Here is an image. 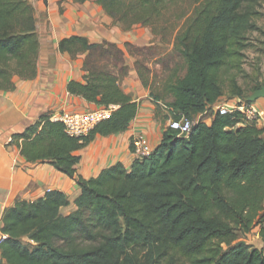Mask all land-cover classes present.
Returning <instances> with one entry per match:
<instances>
[{"label": "trees", "instance_id": "trees-1", "mask_svg": "<svg viewBox=\"0 0 264 264\" xmlns=\"http://www.w3.org/2000/svg\"><path fill=\"white\" fill-rule=\"evenodd\" d=\"M96 2L123 30L140 25L154 36L172 35L180 65L170 67L165 60L157 91L158 73L134 52L145 48L91 43L79 35L61 39V52L83 54V81L70 80L67 91L115 108L80 137L43 115L12 135L20 155L73 177L79 149L98 134L125 130L139 106L121 87L129 68L125 52L135 58L138 77L155 101L171 96L166 102L171 118L184 115L195 122L187 135L166 127L150 154L135 158L128 170L117 162L95 177L77 176L80 194L66 215L60 209L67 197L56 189L16 200L2 213L0 259L5 264H264V246L236 243L238 233L258 228L264 244V130L239 113L220 115L214 109L221 102H249L246 97L264 86V66L255 64L254 77L242 67L249 35L257 31L264 37L256 23L264 17V0ZM38 48L28 0H0V90L14 88V75L35 74ZM237 74L250 80L239 85ZM205 117H211L209 124Z\"/></svg>", "mask_w": 264, "mask_h": 264}, {"label": "crops", "instance_id": "crops-1", "mask_svg": "<svg viewBox=\"0 0 264 264\" xmlns=\"http://www.w3.org/2000/svg\"><path fill=\"white\" fill-rule=\"evenodd\" d=\"M28 2L33 8L39 41L35 74L28 79L14 75L11 78L14 88L0 90V226L3 210L16 200H34L52 189L66 195L68 205L60 212L65 215L70 213L75 208L74 200L80 194L75 180L77 176L84 179L95 177L102 169L117 162L128 170L135 159L130 146L133 137L143 134L150 149H153L171 119L170 108L166 105L171 98L155 101L142 85L132 56L125 52L129 68L121 87L133 101L139 103L136 115L127 128L106 136L98 134L79 149L73 177L61 173L46 161L27 162L20 155L19 146L11 141L13 134L21 132L43 115H50V119L55 121L52 116L62 111L82 113L100 108L67 91L70 80L83 81V54L71 57L67 52H61L59 41L79 35L85 36L91 43L106 40L123 47L125 42L143 45L149 38V33L145 35L144 26L136 25L130 30H123L96 0ZM253 104L264 113V98L256 99ZM204 121L209 124L211 117ZM257 126L264 130V121ZM0 264L5 263L0 259Z\"/></svg>", "mask_w": 264, "mask_h": 264}, {"label": "rangeland", "instance_id": "rangeland-1", "mask_svg": "<svg viewBox=\"0 0 264 264\" xmlns=\"http://www.w3.org/2000/svg\"><path fill=\"white\" fill-rule=\"evenodd\" d=\"M190 1L192 2V0H186L187 5L189 4ZM260 11L262 12V14H264V5L262 6V9H260ZM180 23L181 22H179L178 25ZM256 23H257V25H259L261 27V29H264V17L263 16H260L259 18H257ZM150 31L151 30L149 27L144 28L145 35H147V33H149V36H148L149 38L147 37L148 39L147 40L145 39L146 43L143 45L138 46V45H135L131 42H125V43H131L133 46L145 48V50L141 53L136 52V51H134V52L137 54V56H139V59H141V61L149 59L150 62L148 64H149L150 69L154 70V72L158 73L156 80H155V85L157 88H154V89L157 91H161L163 76H161L160 74L163 73V65L165 63V60L167 61V64L170 67H173L175 64L180 65V59L181 58L172 49V47H173L172 46V35L171 36L166 35L163 37L154 36V35L150 34ZM249 37H250L249 41L251 42V44L244 52V59H243L242 67H243L244 71L247 74H249L250 77L251 76L254 77L255 71L253 70V68L255 67V64L256 63L259 64L261 70L263 69V66H264V52H261V50H260V47L264 48V42H263L264 37L260 32H257V31L251 33L249 35ZM124 44H123V47H121L122 49H124ZM132 49L133 48H130V50H132ZM126 53L128 55H130L128 52H126ZM162 56H163V58H162V60H160L161 58H159V57H162ZM132 58H133L132 59L133 65H134L135 58L133 56H132ZM157 58H158V60H155ZM231 72L233 73V70ZM236 76H237V83L239 85H243L246 81H248L247 79H249V78L241 76L239 74H237ZM170 98H171V96L167 94L164 96V101H168ZM208 115H209V113L205 114V116H208ZM205 118H207V117H205ZM237 126H239V125H237ZM130 146H131V142H130ZM237 242H242L246 245H249L251 247H255L258 249H261L264 246V244L262 243V241L260 240V238L258 236V228H253L248 233H238L236 243Z\"/></svg>", "mask_w": 264, "mask_h": 264}, {"label": "built area", "instance_id": "built-area-1", "mask_svg": "<svg viewBox=\"0 0 264 264\" xmlns=\"http://www.w3.org/2000/svg\"><path fill=\"white\" fill-rule=\"evenodd\" d=\"M113 109L114 106L110 105L82 113L62 111L58 115L52 116V118L63 123L65 132L68 135L80 137L89 133L97 123L106 119ZM214 109L220 115L239 113L242 118L248 121L256 123L264 121V113L251 102H221L214 105ZM194 122L195 120L180 115L179 119L174 120L171 118L168 121V127L176 130L178 135H187ZM131 147L135 158L146 157L151 152L147 139L143 134H137L133 137Z\"/></svg>", "mask_w": 264, "mask_h": 264}, {"label": "water", "instance_id": "water-1", "mask_svg": "<svg viewBox=\"0 0 264 264\" xmlns=\"http://www.w3.org/2000/svg\"><path fill=\"white\" fill-rule=\"evenodd\" d=\"M258 98H264V86L252 92L248 97H246V101L254 102Z\"/></svg>", "mask_w": 264, "mask_h": 264}]
</instances>
